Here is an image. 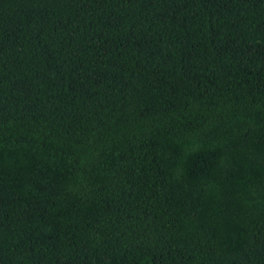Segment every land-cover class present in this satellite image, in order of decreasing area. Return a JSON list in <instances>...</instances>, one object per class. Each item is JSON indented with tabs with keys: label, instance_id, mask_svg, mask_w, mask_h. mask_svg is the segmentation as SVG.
Wrapping results in <instances>:
<instances>
[{
	"label": "trees",
	"instance_id": "obj_1",
	"mask_svg": "<svg viewBox=\"0 0 264 264\" xmlns=\"http://www.w3.org/2000/svg\"><path fill=\"white\" fill-rule=\"evenodd\" d=\"M0 264H264V0H0Z\"/></svg>",
	"mask_w": 264,
	"mask_h": 264
}]
</instances>
